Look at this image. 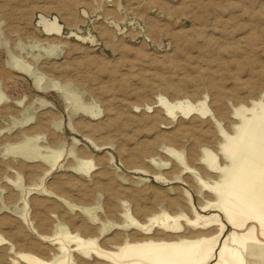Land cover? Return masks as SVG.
Wrapping results in <instances>:
<instances>
[{
    "label": "rangeland",
    "instance_id": "rangeland-1",
    "mask_svg": "<svg viewBox=\"0 0 264 264\" xmlns=\"http://www.w3.org/2000/svg\"><path fill=\"white\" fill-rule=\"evenodd\" d=\"M41 13L57 18L62 35L45 36L40 31L36 22ZM0 17L3 30L11 39L26 43L43 40L44 46H59L54 55L41 57L40 68L60 82H70L81 95V105L94 102L99 105L91 110L92 114L79 111L68 115L59 94L54 91L43 94L55 106L54 113H46L49 123L53 126L63 119V132L54 134V142L58 139L65 142L60 162L45 177L44 185L55 186L66 179L59 193L66 194L75 206L63 207V201L44 198L35 190L29 197L48 199L46 207L53 208L70 229L83 230H80L83 235L118 220L123 209L121 199L129 203L139 218L159 207L187 213L180 205L169 202L171 198L184 201L183 191L187 189L199 208L204 197L198 192V179L185 169L180 173L178 170L188 163L199 169L198 152L202 145L215 151L211 116L194 111L172 119L156 101L159 95L169 100L205 99L229 131L232 106L243 102L249 105L252 98H259L264 92V0H0ZM5 60L1 43L0 80L4 91L12 99L26 96L32 100L39 92L26 77L11 72ZM50 63L54 64L52 71L47 68ZM147 104L152 105L151 111ZM246 116L250 117V113ZM6 122L0 128L10 126V121ZM72 137L79 142L71 144ZM71 145L81 157L92 156L94 165L87 175L65 172ZM164 145L182 151V163L163 150ZM7 161L8 165L1 164L0 171L6 169L5 173L11 177L6 196L15 197L13 190L17 183L26 189L32 188L29 182L40 183L39 177L33 178L39 172L36 163L24 164L10 158ZM165 161L169 164L163 165ZM16 172L21 173L22 180L15 179ZM153 172L170 180L155 182ZM175 176L180 179L171 180ZM98 201L101 204L98 209L84 212L81 208L92 207ZM137 202L147 211L136 209ZM19 205L20 202L16 206ZM26 209L38 216L42 231L51 230L48 212L36 211L33 206ZM4 222L3 226L14 229L10 217H5ZM83 223L88 224L85 230L81 228ZM114 232L105 233L100 242L108 245Z\"/></svg>",
    "mask_w": 264,
    "mask_h": 264
},
{
    "label": "bare ground",
    "instance_id": "bare-ground-1",
    "mask_svg": "<svg viewBox=\"0 0 264 264\" xmlns=\"http://www.w3.org/2000/svg\"><path fill=\"white\" fill-rule=\"evenodd\" d=\"M1 18L0 45L3 44L6 53L5 66L11 72L30 80L31 86L39 94L32 100L26 96L12 99L4 91L0 80V125L10 121V126L0 128V171L3 169L2 163L8 165L7 158L24 164L36 163L39 172H35L33 178L39 177L40 183L29 182L28 186H32L29 189L21 188L17 183L13 190L15 197L10 198L6 196L8 192L6 195L5 192L11 177L5 173L6 169L3 173L0 172V179L4 180V184L0 185V264H264V92H261L259 98H252L249 105L243 102L232 106L233 120L229 122V131L222 126L221 119L215 116L205 99L191 101L181 97L169 100L159 95L156 103L169 118L187 116L194 111L202 115L209 113L211 116L216 135L213 146L216 147L215 151L210 146L202 145L198 152L199 169L189 163L183 169L180 166L178 168L179 173L185 169L186 173L198 179L200 185L197 189L203 194L204 200H198L197 208L190 191L184 189V201L171 198L169 202L180 205L187 213L170 212L159 207L139 218L133 213L129 203L121 199L123 209L118 220L101 226L98 224L99 227L94 232L83 235V230L76 227L70 229L53 208H49V205L46 207L48 199H34L29 197V193L35 190L44 198L54 200L55 197L63 201V207L75 206L65 196L67 192H62L65 195L59 193L66 179L55 186L44 185L45 177L60 162L65 142L60 139L54 142V134L63 132V119L60 118L53 126L49 123L46 113L55 110V106L43 94L50 91L59 94L66 104L68 115L79 111L92 114L91 110L99 108V105L95 102L81 105V95L76 88L70 86V82H60L54 75L40 68L38 63L41 57L54 55L59 51V46H44L43 40L26 43L11 39L3 30ZM36 23L45 36L62 35V26L56 17L41 13ZM78 38L85 39L80 36ZM53 67L54 64L50 63L48 71H52ZM146 108L151 111L152 105L147 104ZM43 110L47 112L44 113ZM247 113H250V117L246 116ZM71 139L73 145L79 142L76 137ZM73 145L67 152L68 163L64 170L82 177L93 167V159L92 156L81 157L75 152ZM162 149L182 163V151L171 145H164ZM168 164V161L163 163ZM175 165L178 167V163ZM24 168L27 167L24 165ZM152 176L155 182L170 180L158 172H153ZM174 178L180 179L175 176L171 180ZM15 179L22 180L21 173L16 172ZM18 202L19 207L16 206ZM31 206L34 210H43L51 216L52 226L48 233L42 231L38 216L26 209ZM142 206L137 202L136 209L147 211ZM12 207L14 208L11 209ZM100 207L99 201L92 207L81 206L84 212ZM5 217L11 218L14 229L3 226ZM93 219L97 218L94 216ZM81 228L87 229L88 224L83 223ZM114 230L116 232L108 239V245L100 242L105 233ZM129 230L133 232L128 233ZM89 260L95 262L90 263Z\"/></svg>",
    "mask_w": 264,
    "mask_h": 264
}]
</instances>
